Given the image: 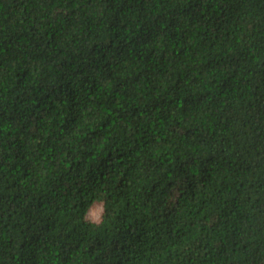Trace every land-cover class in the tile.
<instances>
[{
  "label": "trees",
  "instance_id": "trees-1",
  "mask_svg": "<svg viewBox=\"0 0 264 264\" xmlns=\"http://www.w3.org/2000/svg\"><path fill=\"white\" fill-rule=\"evenodd\" d=\"M0 264H264V0H0Z\"/></svg>",
  "mask_w": 264,
  "mask_h": 264
},
{
  "label": "clouds",
  "instance_id": "clouds-1",
  "mask_svg": "<svg viewBox=\"0 0 264 264\" xmlns=\"http://www.w3.org/2000/svg\"><path fill=\"white\" fill-rule=\"evenodd\" d=\"M85 216L87 217L88 223L99 225L103 222V208L100 207L97 209L90 206L89 209L85 211Z\"/></svg>",
  "mask_w": 264,
  "mask_h": 264
},
{
  "label": "rangeland",
  "instance_id": "rangeland-1",
  "mask_svg": "<svg viewBox=\"0 0 264 264\" xmlns=\"http://www.w3.org/2000/svg\"><path fill=\"white\" fill-rule=\"evenodd\" d=\"M92 207H93V208H97V209L100 208V207L103 208V204H102V203H95V204L92 205ZM86 218H87V217H86Z\"/></svg>",
  "mask_w": 264,
  "mask_h": 264
}]
</instances>
